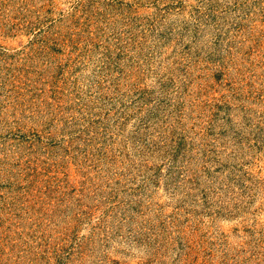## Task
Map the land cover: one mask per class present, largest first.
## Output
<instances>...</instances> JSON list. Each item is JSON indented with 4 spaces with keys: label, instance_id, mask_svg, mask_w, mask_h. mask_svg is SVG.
Masks as SVG:
<instances>
[{
    "label": "rangeland",
    "instance_id": "1",
    "mask_svg": "<svg viewBox=\"0 0 264 264\" xmlns=\"http://www.w3.org/2000/svg\"><path fill=\"white\" fill-rule=\"evenodd\" d=\"M0 264H264V0H0Z\"/></svg>",
    "mask_w": 264,
    "mask_h": 264
}]
</instances>
